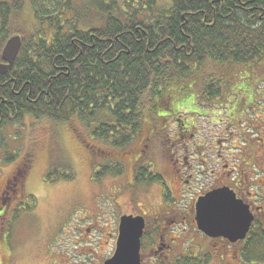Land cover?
<instances>
[{
	"label": "trees",
	"instance_id": "obj_1",
	"mask_svg": "<svg viewBox=\"0 0 264 264\" xmlns=\"http://www.w3.org/2000/svg\"><path fill=\"white\" fill-rule=\"evenodd\" d=\"M23 1H0V62L6 40L21 37L12 66L0 74V83L19 91L9 87L3 95L13 121L73 119L118 153L129 151L147 125L160 129L156 114L167 108L164 101L175 110H203L202 103L233 95L221 79L230 65L263 70L264 0H170L155 11L147 0L145 9L135 10L117 0L82 3L97 14V24L78 20L73 0H31L36 24L22 35L13 16ZM183 84L195 87L194 97L180 91ZM111 159L95 164V182L108 173L122 176L124 164ZM73 177L66 163L47 173L52 181Z\"/></svg>",
	"mask_w": 264,
	"mask_h": 264
},
{
	"label": "rangeland",
	"instance_id": "obj_2",
	"mask_svg": "<svg viewBox=\"0 0 264 264\" xmlns=\"http://www.w3.org/2000/svg\"><path fill=\"white\" fill-rule=\"evenodd\" d=\"M30 1L24 0L19 15L13 16L14 29L22 35L30 32L36 24ZM100 1L107 3L106 0ZM147 1L153 11L167 8L170 3V0ZM43 2L44 0H39V4ZM73 2L77 11H80L78 20L89 21L91 24L98 23L97 14H94L96 16L94 17L82 4L88 0ZM117 2L120 7L126 8L127 5L129 10H135L145 9L146 0ZM144 17H147V14L144 13ZM260 67L263 70L259 71L260 68L247 70L242 65H230L227 68L229 73L225 72L226 76L221 78L224 85H229L233 93L230 96L225 92L226 98L221 95L226 101L225 106L220 107L219 113L210 112L206 118L192 115V121L198 124L197 129L200 130L199 140L203 137L207 143L205 153L201 156L204 159L208 160L207 154L216 151L213 147L221 149L223 156H228V153L238 156L239 152L246 148L247 140H253L252 143L262 142L261 131L250 138L251 131H254L253 126L257 125L254 121L261 118L264 112H251L249 108L248 112L247 110L246 113L243 112L245 116L240 117V121L237 122V126L244 129V132L240 131L241 138L236 135L238 132L236 121L228 120L230 113L240 102L264 99L262 77L264 61ZM216 68L215 72L220 71L219 66L217 70ZM183 86L184 84L179 87L181 92L187 93V96H195L194 86L185 85V88ZM257 104V107L261 105L260 102ZM250 109L255 110V107L252 105ZM208 117L212 120L210 123ZM213 122L216 123L215 130L207 128ZM231 122H235L234 125ZM69 124L26 116L20 121L9 122L0 128V137L4 138L2 149H7L4 153L0 149L1 176L12 168L7 164L5 153H9V156L16 154L17 161L24 153L26 157L33 159L26 190L31 196L29 195V200L19 207L14 217L13 215L11 217L12 221L8 224L9 233L4 243L5 252H0V264H102L103 259L113 251L111 233L115 231L119 216L123 212H139L128 204L130 193L124 188V175L108 173L98 182L92 179L95 164L112 160V157L121 160L125 166L124 174H128L131 168V160L127 159L129 156L125 158L121 153L113 151L110 145L95 140L90 131L76 120L71 119ZM150 130L152 129L147 125L141 131L144 132L143 135H147ZM159 153L160 150L155 147L151 154L146 155L144 160L148 161L149 168L163 164V158ZM187 155L189 161L196 156L191 153ZM65 163L71 168L73 179L58 178L52 181L47 178L52 165ZM141 201L144 202V197H141ZM183 201L182 196L178 204L183 206L186 203ZM87 227H90L89 232L86 231Z\"/></svg>",
	"mask_w": 264,
	"mask_h": 264
},
{
	"label": "flooded vegetation",
	"instance_id": "obj_3",
	"mask_svg": "<svg viewBox=\"0 0 264 264\" xmlns=\"http://www.w3.org/2000/svg\"><path fill=\"white\" fill-rule=\"evenodd\" d=\"M1 63L6 64L5 61ZM9 87L12 94H19V91L14 90L15 84L0 83V128L14 120L11 110L5 106L8 101L3 98ZM221 99V96H216L210 102L202 103L204 109L197 112L190 108L175 110L171 107L172 104L164 101L167 108L156 114L160 129L150 131L149 135L144 137L137 136L138 140L129 151L119 152L125 158L129 156L127 159L131 160L130 172L122 173L125 176L124 188L130 193L128 204L139 211L123 212L121 215H140L144 222L140 237V264H264V113L263 118L261 116L257 119L259 122L254 121L257 125L253 126L254 131H251L250 138L261 131L262 142L252 143L253 140H247L246 148H243L238 156L232 153L223 156L221 149L213 147L216 151L212 153L213 156L207 154L209 159L206 160L201 156L205 153L207 143L203 137L199 140L200 130L197 129L198 124L192 121V115L206 118L212 111L214 114L219 113L220 107L226 104L225 99ZM258 102L261 103L259 107ZM240 103L228 119L236 121L231 123H235L237 127L238 138L242 137L240 131L244 132V129L237 126L240 117L245 116L243 112H248V108L251 112H264V99H250ZM252 105L255 110L250 109ZM240 113L242 114L239 115ZM24 117L26 116L22 118ZM211 121L208 120L209 123ZM215 125L213 122L207 128L215 130ZM155 133L157 137L153 139L151 134ZM3 139L0 137V149L3 148ZM155 147L160 150L159 155L164 162L149 168V163L144 158L151 154ZM2 150L4 153L7 149ZM187 153L196 156L189 161ZM15 155L7 159V164L12 168L4 176L0 174L2 253L5 252L4 243L12 215L14 217L19 207L29 200V195L31 196L26 190L33 159L26 157L24 153L17 161ZM140 165L144 166L146 171L141 172L138 169ZM1 170L0 168V173ZM152 177H157V180L149 182ZM139 179L143 182H139ZM220 187L231 190L235 197L246 205L250 216L244 237L234 241L223 235H208L198 229L196 224V200L208 191ZM182 196L183 203H186L180 206L178 202ZM141 197H144V202ZM86 231L89 232L90 227H87ZM117 232L116 226L115 231L111 233L113 246Z\"/></svg>",
	"mask_w": 264,
	"mask_h": 264
},
{
	"label": "water",
	"instance_id": "obj_4",
	"mask_svg": "<svg viewBox=\"0 0 264 264\" xmlns=\"http://www.w3.org/2000/svg\"><path fill=\"white\" fill-rule=\"evenodd\" d=\"M21 39L10 37L1 52L6 64H0V74L11 67L19 51ZM196 224L208 235H223L230 240L244 237L250 223L246 205L226 187L213 189L196 201ZM144 226L141 216L122 215L111 257L103 264H140V237Z\"/></svg>",
	"mask_w": 264,
	"mask_h": 264
}]
</instances>
